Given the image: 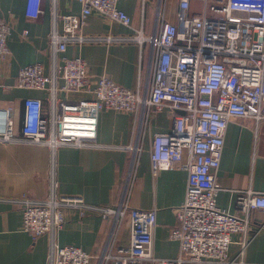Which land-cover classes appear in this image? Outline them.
Here are the masks:
<instances>
[{
    "label": "built area",
    "instance_id": "1",
    "mask_svg": "<svg viewBox=\"0 0 264 264\" xmlns=\"http://www.w3.org/2000/svg\"><path fill=\"white\" fill-rule=\"evenodd\" d=\"M42 0H25V15L35 18L42 12ZM78 14L58 15L62 30H53L49 39L58 52L68 41L134 40L149 45L150 67L143 75L141 89H129L106 76L89 81L86 62L80 56L64 57L55 73L47 74L39 63L18 70L13 87L48 92L51 117L42 113V100L23 98L21 137L13 136V122L0 109V141L86 146L94 144L98 114L102 109L143 112L168 107L182 113L173 115L171 128L155 132L149 156L153 174L163 169L181 167L187 172L185 196L175 208L178 226L169 236L179 242V254L159 258L152 254L156 211L140 209L120 201L113 207L89 205L82 198L56 195L52 190L43 199L13 198L22 207V230L32 239L62 228L64 208L74 207L81 215L88 209L120 222L125 218L129 242L111 251L91 255L74 245L52 242L46 264H241L228 258L231 234L241 233L243 248L263 224L251 225L250 213L264 211V192L238 190L234 211L216 204V193L222 188L217 179L224 134L235 117H249L254 132L264 124V0H202V12L188 17L191 0H178V23L157 19L154 30L145 35L141 27L132 26L131 17L117 7V0H77ZM97 12L110 20L133 27L129 37L86 36L79 32L86 17ZM9 24L0 17V57L9 49L6 38ZM24 30L22 35H26ZM61 83H57V79ZM71 92H87L89 98L73 100ZM264 142V132H263ZM128 148H131L128 146Z\"/></svg>",
    "mask_w": 264,
    "mask_h": 264
},
{
    "label": "crops",
    "instance_id": "2",
    "mask_svg": "<svg viewBox=\"0 0 264 264\" xmlns=\"http://www.w3.org/2000/svg\"><path fill=\"white\" fill-rule=\"evenodd\" d=\"M202 5V0H191L186 15L200 14ZM117 7L145 35L154 30L159 18L178 23V0H117ZM41 8L37 17L28 18L25 0H0V17L10 26L6 38L9 53L0 57V109L12 119L15 138L21 137L24 97L40 98L47 118L52 109L46 90L13 87L18 70L24 65L39 63L45 73L51 74L64 57L80 56L86 62L91 83L106 76L129 89H141L143 75L150 67L149 45L139 46L134 40L68 41L65 51H56L49 34L62 30L58 15L78 14L81 5L77 0H42ZM133 27L92 12L79 32L123 38L133 34ZM24 30L26 35H22ZM57 83H61L60 78ZM68 97L78 100L89 98L90 94L71 92ZM176 113L182 111L173 113L167 106L143 112L102 109L94 144L86 146L60 145L53 149L46 144L0 141V264H46L52 242L78 246L93 256L128 244L126 217L115 223L99 210L88 209L80 215L74 207L64 208V224L54 235L45 233L32 239L21 227V205L11 199H43L52 190L57 196H77L99 207H113L124 201L132 208L155 209L152 254L159 258L176 257L179 242L170 238L169 231L178 226L174 211L184 200L187 172L173 167L153 174L149 156L153 134L168 131ZM263 132L264 124L261 132L255 134L249 117H235L228 122L216 171L222 186L216 193V204L222 209L234 211L238 190L264 192ZM250 219L251 225L263 224L262 227L243 248L239 243L241 233H232L228 258L241 264H264V211L252 210ZM95 259L91 264H97ZM142 264L155 263L145 259Z\"/></svg>",
    "mask_w": 264,
    "mask_h": 264
}]
</instances>
